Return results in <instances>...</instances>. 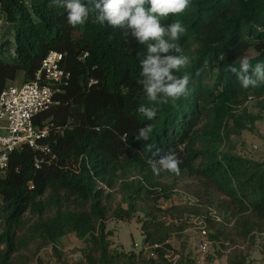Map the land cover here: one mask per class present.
<instances>
[{
  "label": "trees",
  "instance_id": "1",
  "mask_svg": "<svg viewBox=\"0 0 264 264\" xmlns=\"http://www.w3.org/2000/svg\"><path fill=\"white\" fill-rule=\"evenodd\" d=\"M61 2L0 0V94L20 73L33 81L52 51L71 74L36 120L50 125L43 144L55 159L38 169L43 153L25 149L0 174V264H50L41 257L47 248L53 264H68L61 244L71 235L83 242L76 264H173L171 241L188 228L176 215L200 222L225 264H249L264 236V162L236 154L231 137L263 120L248 104L264 112V84L245 89L228 67L239 68L242 56L264 63V0H191L183 13L160 18L184 25L178 43L191 61L176 73L190 75L187 94L167 103L162 94L149 101L138 83L145 45L93 23L91 6L82 29L70 26ZM141 105L156 108V117H144ZM147 125L149 139L136 140ZM169 150L180 173L154 174L148 160ZM181 182L191 201L163 210L160 201ZM111 220H137L149 250L113 248ZM178 264L197 263L181 256Z\"/></svg>",
  "mask_w": 264,
  "mask_h": 264
},
{
  "label": "clouds",
  "instance_id": "2",
  "mask_svg": "<svg viewBox=\"0 0 264 264\" xmlns=\"http://www.w3.org/2000/svg\"><path fill=\"white\" fill-rule=\"evenodd\" d=\"M89 6L95 13L93 23L119 28L146 46V55L140 60L141 79L138 83L143 86L149 101L157 102L158 95L162 94L167 99H161L159 103H167L169 98L178 100L187 94L190 75H176L191 62L189 56L182 54L183 49L178 43L186 28L181 22L163 24L160 18L183 13L191 6V0H87L86 3L84 0H62L57 7L66 10L70 26L82 29L90 17ZM238 63L239 68L229 65L228 71L236 76L243 88H256L264 84V63L253 66L248 56H242ZM137 111L148 120H153L157 115L156 108L144 105L139 106ZM151 132V125H147L135 139L147 141ZM159 153L157 149L152 156L156 157ZM180 162L171 150L158 161L148 160L156 175L161 171L178 175Z\"/></svg>",
  "mask_w": 264,
  "mask_h": 264
},
{
  "label": "rangeland",
  "instance_id": "3",
  "mask_svg": "<svg viewBox=\"0 0 264 264\" xmlns=\"http://www.w3.org/2000/svg\"><path fill=\"white\" fill-rule=\"evenodd\" d=\"M23 74H18L16 80L10 83L11 86H21L24 84ZM248 109L251 114H261L264 117L262 108L256 101H251L248 104ZM231 140L235 146V153L239 156L246 157L259 162H264V118L256 122L253 131H244L241 135L232 136ZM186 182L177 184L176 191L173 196L168 199H162L160 201V207L163 210H169L171 208H183L191 200L186 195L185 191ZM175 222L179 223L185 221L187 227L184 231L176 235L171 241L173 251H171L169 258L173 261V264H178V260L181 256L184 259L195 260L197 264H225L226 255L222 253L219 257L217 254V248L212 244H208L206 249L202 248L204 239L201 234L202 224L196 221L194 218L187 216L176 215ZM169 220H173L171 216H168ZM108 230L114 233L112 237L113 248L123 250L125 252L135 251L140 252L144 246V236L140 230V224L137 220L131 222H122L111 220L107 224ZM138 245V248L135 247ZM83 247V242L79 241L77 237L71 235L62 240L61 250L67 258L68 264H76L81 258L79 249ZM41 257L46 262L53 264L55 258L53 257L52 250L47 248L42 251ZM249 264H264V236L260 237L257 241V246L253 249L250 256Z\"/></svg>",
  "mask_w": 264,
  "mask_h": 264
},
{
  "label": "built area",
  "instance_id": "4",
  "mask_svg": "<svg viewBox=\"0 0 264 264\" xmlns=\"http://www.w3.org/2000/svg\"><path fill=\"white\" fill-rule=\"evenodd\" d=\"M87 56V54H86ZM86 56L80 58L83 60ZM71 74L64 68V56L57 51L50 52L42 63L41 70L31 82L21 86H9L0 94V174L7 171L12 155L31 149L43 153L37 157L36 168L52 163L55 155L43 144L49 135L50 125L36 124L38 116L50 110L56 102V95L68 86ZM91 81L90 85L97 84ZM49 157V158H48ZM203 249L209 244L205 228L201 229ZM138 248V245H135ZM141 250L148 251L147 247Z\"/></svg>",
  "mask_w": 264,
  "mask_h": 264
}]
</instances>
